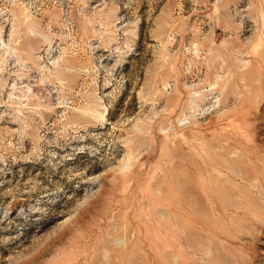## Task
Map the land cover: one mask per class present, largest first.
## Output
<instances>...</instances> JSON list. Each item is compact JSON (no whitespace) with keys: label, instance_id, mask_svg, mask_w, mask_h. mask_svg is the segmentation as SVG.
<instances>
[{"label":"rangeland","instance_id":"374dc122","mask_svg":"<svg viewBox=\"0 0 264 264\" xmlns=\"http://www.w3.org/2000/svg\"><path fill=\"white\" fill-rule=\"evenodd\" d=\"M0 264H264V0H0Z\"/></svg>","mask_w":264,"mask_h":264}]
</instances>
